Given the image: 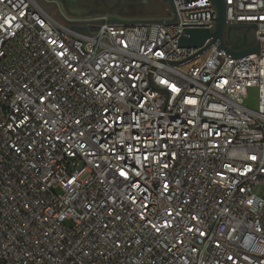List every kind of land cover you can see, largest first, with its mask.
I'll list each match as a JSON object with an SVG mask.
<instances>
[{"label":"built area","instance_id":"built-area-1","mask_svg":"<svg viewBox=\"0 0 264 264\" xmlns=\"http://www.w3.org/2000/svg\"><path fill=\"white\" fill-rule=\"evenodd\" d=\"M224 3L259 53L171 65L210 0L132 25L0 0V264H264V0Z\"/></svg>","mask_w":264,"mask_h":264},{"label":"water","instance_id":"water-1","mask_svg":"<svg viewBox=\"0 0 264 264\" xmlns=\"http://www.w3.org/2000/svg\"><path fill=\"white\" fill-rule=\"evenodd\" d=\"M64 1L66 4H74L78 0H59ZM165 8L174 12V18L171 20L166 19H153V18H140L136 15L128 17H112L111 23H122L127 25L138 23H171L177 19L179 22L175 7L174 0H159ZM189 0H183L186 2ZM215 9V18L209 10L189 13V18H203L214 19V27L209 28H183L181 35L177 39V45L180 47L198 49L192 55L183 58L179 61H168L166 59H158L162 63H169L171 65H180L188 61H192L200 55H203L208 48L215 45L217 50L222 51L230 58H241L249 54L259 53V43L256 41L257 27L254 23H236L226 25L225 12L226 6L224 0H210ZM70 14V13H69ZM72 15V14H70ZM107 21H109L107 19ZM96 29V28H92ZM209 42L205 44L208 40Z\"/></svg>","mask_w":264,"mask_h":264},{"label":"flooded vegetation","instance_id":"flooded-vegetation-1","mask_svg":"<svg viewBox=\"0 0 264 264\" xmlns=\"http://www.w3.org/2000/svg\"><path fill=\"white\" fill-rule=\"evenodd\" d=\"M156 0H78L74 4L59 1L65 12L76 17H95L109 14L112 17L137 15L140 7Z\"/></svg>","mask_w":264,"mask_h":264},{"label":"rangeland","instance_id":"rangeland-1","mask_svg":"<svg viewBox=\"0 0 264 264\" xmlns=\"http://www.w3.org/2000/svg\"><path fill=\"white\" fill-rule=\"evenodd\" d=\"M46 1L49 5L47 6L50 9H55L56 6L60 5L59 0H44ZM139 13L136 15L140 18H156V15H164L165 14V6L164 4L159 1H153L149 4H147L144 7H140ZM254 91H251L250 94H253Z\"/></svg>","mask_w":264,"mask_h":264},{"label":"crops","instance_id":"crops-1","mask_svg":"<svg viewBox=\"0 0 264 264\" xmlns=\"http://www.w3.org/2000/svg\"><path fill=\"white\" fill-rule=\"evenodd\" d=\"M167 13V11H166V8H165V14ZM164 14V15H165ZM164 15H161V14H159V15H156V18L155 19H157V18H161V17H163Z\"/></svg>","mask_w":264,"mask_h":264},{"label":"bare ground","instance_id":"bare-ground-1","mask_svg":"<svg viewBox=\"0 0 264 264\" xmlns=\"http://www.w3.org/2000/svg\"><path fill=\"white\" fill-rule=\"evenodd\" d=\"M204 55H205V54H204ZM204 55H202V57H200V58H203Z\"/></svg>","mask_w":264,"mask_h":264}]
</instances>
